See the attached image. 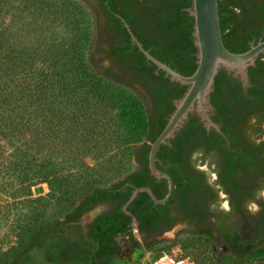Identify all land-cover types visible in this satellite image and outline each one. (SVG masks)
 Masks as SVG:
<instances>
[{"label": "trees", "instance_id": "trees-1", "mask_svg": "<svg viewBox=\"0 0 264 264\" xmlns=\"http://www.w3.org/2000/svg\"><path fill=\"white\" fill-rule=\"evenodd\" d=\"M127 1L131 9L122 14L144 48L180 74H194L195 20L186 12L192 0ZM218 2L228 50L244 53L264 41V0ZM96 14L86 0H0V151H17L9 162L2 159L6 169L0 175L14 182L7 189L19 187L15 196H30L32 188L46 184L59 203L51 217L36 218L21 230L16 243L0 253V264H44L41 245L51 238L88 246L90 257L73 264H138L144 253L166 243L157 237L174 225L167 210L172 203L187 219L204 216L193 210L192 200L204 205L212 188L186 158L207 133L192 115L171 147L162 146L157 154L158 168L174 182L171 199L156 205L139 194L128 210L139 222L142 241L131 230L123 207L133 191L148 187L158 199L168 192L167 182L150 173L149 152L187 87L157 73L124 26L104 42ZM262 59L249 69L250 103L264 97L259 90ZM214 88L211 102L219 115L239 116L240 81L221 70ZM129 163L135 169L127 172ZM240 187L232 183L229 192L246 195ZM104 202H112L114 209L83 226L84 215ZM261 204L259 213L244 219L241 231L218 223L182 234L208 249L206 264H264ZM57 252L52 263L64 257V250ZM163 253L171 252L158 256Z\"/></svg>", "mask_w": 264, "mask_h": 264}, {"label": "flooded vegetation", "instance_id": "flooded-vegetation-1", "mask_svg": "<svg viewBox=\"0 0 264 264\" xmlns=\"http://www.w3.org/2000/svg\"><path fill=\"white\" fill-rule=\"evenodd\" d=\"M86 1L91 3L97 13L96 20L101 27L104 42L109 43L112 34L116 33L117 29H121V26L125 27L118 16L127 22L122 11L126 8L131 9L127 6L128 1L107 0L104 3L102 0ZM106 64L109 65V63ZM226 73L239 80L242 85L241 98L236 104L237 114L240 115L235 116L234 114L232 119H225L219 115L210 100V117L220 127L222 135L214 128L207 130L200 117L194 114L200 119L207 133V139L199 143L198 147L196 145V148L190 150L194 152L187 154V164L204 175L212 188V194L205 197L204 205L199 202L198 198L192 200L193 210L203 212V218L196 217V214L192 218H185L177 202L167 208L169 216L174 219L173 227L179 226L183 231L211 226L217 228L218 223L227 230L241 231L245 224L244 219L262 210L261 202H264V97L258 101L253 99L250 103L251 92L249 90L253 87L251 81L249 86L244 88L239 77L233 73ZM260 77L263 84L260 85L259 90L264 91V75ZM234 162L237 163V169L231 172L230 167ZM218 181L221 184H218ZM232 183L239 184L246 195L241 194L238 197L235 192H229L232 191L230 188ZM97 207H101L102 210L89 223L114 209L112 202H104L95 208Z\"/></svg>", "mask_w": 264, "mask_h": 264}, {"label": "water", "instance_id": "water-1", "mask_svg": "<svg viewBox=\"0 0 264 264\" xmlns=\"http://www.w3.org/2000/svg\"><path fill=\"white\" fill-rule=\"evenodd\" d=\"M192 8L186 12L194 18V44L197 48V69L191 76H184L171 68L166 63L155 58L138 40L130 25L118 16L124 23L134 47L146 57L147 61L157 67V73L162 71L172 82L187 87V91L180 100L174 102L175 111L168 119L164 130L151 145L149 152V170L151 175L158 181L167 182L168 192L163 199H158L148 187L136 188L129 201L124 205L123 211L131 217V230L137 231L139 222L128 207L134 202L139 194H147L156 205H166L174 191V182L170 175L161 171L157 166V154L162 146H170V141L176 138V134L184 127L190 116L197 114L205 128H214L223 135L220 127L215 124L209 114L211 109V94L215 90L216 77L221 70L233 73L239 77L243 87L249 86V69L256 66V61L264 55V41L244 53H233L225 46L219 14L218 0H192Z\"/></svg>", "mask_w": 264, "mask_h": 264}, {"label": "rangeland", "instance_id": "rangeland-1", "mask_svg": "<svg viewBox=\"0 0 264 264\" xmlns=\"http://www.w3.org/2000/svg\"><path fill=\"white\" fill-rule=\"evenodd\" d=\"M23 34L25 32H22ZM21 33V34H22ZM4 151H0V171H4L3 165H6L2 159L11 160L10 157L14 156L17 151H10L4 147ZM56 149L55 153H61ZM7 162V163H8ZM87 163L94 166V162L87 160ZM66 166V165H65ZM135 169L133 163H129L126 171L130 172ZM6 174L0 175V183L5 184V191L0 189V253L7 251L11 246L16 243V237L20 234L21 230L29 224H33L36 218L46 219L51 217L55 210H59V203L56 196L52 195L50 188L46 184H40L32 188L30 196L27 194L20 197L15 196V190L18 186L7 189L6 187L12 185L14 182L10 180ZM13 186V185H12ZM2 187V184H0ZM27 195V196H26ZM102 208L97 207L91 212L84 215L81 222L85 226L89 224L94 217L101 212ZM181 232L182 228L179 226L173 227L169 232L162 235L158 240L166 242L161 247H158L153 252H146L139 259H144L146 256L150 260L155 259L161 252H177L179 254L192 257L197 264H206L208 257L210 259L211 254L208 249L201 244L187 239ZM135 235L138 240L142 241L138 231H135ZM64 250V257L59 261L52 263L50 260L52 256L57 255L58 249ZM88 246L82 243H76L72 246H68L62 239H47L44 240L41 245V260L44 264H73L75 262H84L90 257L91 253ZM67 260V261H65ZM53 261V260H52ZM65 261V262H63ZM32 264V263H30ZM262 264V263H256Z\"/></svg>", "mask_w": 264, "mask_h": 264}, {"label": "built area", "instance_id": "built-area-1", "mask_svg": "<svg viewBox=\"0 0 264 264\" xmlns=\"http://www.w3.org/2000/svg\"><path fill=\"white\" fill-rule=\"evenodd\" d=\"M138 264H197L196 261L187 255L179 254L175 251L163 253L157 258L150 260L149 257L141 259Z\"/></svg>", "mask_w": 264, "mask_h": 264}]
</instances>
